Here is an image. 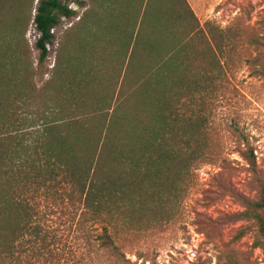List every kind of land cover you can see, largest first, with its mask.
Wrapping results in <instances>:
<instances>
[{
    "label": "trees",
    "instance_id": "trees-1",
    "mask_svg": "<svg viewBox=\"0 0 264 264\" xmlns=\"http://www.w3.org/2000/svg\"><path fill=\"white\" fill-rule=\"evenodd\" d=\"M70 3L83 12L37 86L53 28L76 16ZM19 5L38 35L36 66ZM229 52L264 77V28L201 27L186 0H0V264H133L117 225L165 210L201 163L227 162L194 109ZM235 136L256 193L233 191L241 209L226 216L245 222L234 239L250 222V247L264 253V178L249 137Z\"/></svg>",
    "mask_w": 264,
    "mask_h": 264
},
{
    "label": "rangeland",
    "instance_id": "rangeland-1",
    "mask_svg": "<svg viewBox=\"0 0 264 264\" xmlns=\"http://www.w3.org/2000/svg\"><path fill=\"white\" fill-rule=\"evenodd\" d=\"M201 27L208 22L221 29L233 24H249L264 28V0H186ZM37 1L34 2L35 7ZM23 16L28 8L22 5ZM76 16L61 18L53 28L54 38L46 46L47 57L36 67L33 82L41 86L50 77L57 55L67 41L65 34L83 10L70 3ZM22 12V11H21ZM35 14L32 10L31 16ZM19 14L14 13V17ZM37 33L31 21L21 36L36 66L34 47ZM70 41V40H69ZM228 65L215 80L216 90L195 111L208 118L209 145L227 159L225 164L201 163L185 180L183 189L168 202L165 210L150 212L146 217L133 218V227L118 224L116 241L133 264H264V253L250 247L254 228L234 239L236 229L244 221H231L226 216L241 209L232 195L237 191L253 198L256 190L250 181L247 165L238 156L240 147L235 130L243 131L255 147L258 169L264 178V77L252 75L244 63V53L227 54ZM133 82V77L127 78ZM132 85V84H131ZM53 216L55 215L52 214ZM70 242L71 234L63 231ZM68 235V236H67Z\"/></svg>",
    "mask_w": 264,
    "mask_h": 264
},
{
    "label": "built area",
    "instance_id": "built-area-1",
    "mask_svg": "<svg viewBox=\"0 0 264 264\" xmlns=\"http://www.w3.org/2000/svg\"><path fill=\"white\" fill-rule=\"evenodd\" d=\"M48 46V45H47Z\"/></svg>",
    "mask_w": 264,
    "mask_h": 264
}]
</instances>
